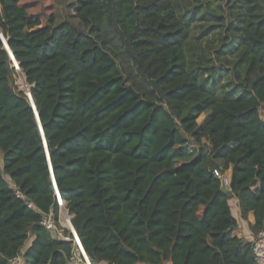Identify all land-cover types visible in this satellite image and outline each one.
Instances as JSON below:
<instances>
[{"label":"trees","instance_id":"trees-1","mask_svg":"<svg viewBox=\"0 0 264 264\" xmlns=\"http://www.w3.org/2000/svg\"><path fill=\"white\" fill-rule=\"evenodd\" d=\"M76 16L0 0L37 108L0 37V264H68L71 240L40 223L59 219L56 186L95 264H257L213 170L263 230L264 0H78Z\"/></svg>","mask_w":264,"mask_h":264},{"label":"built area","instance_id":"built-area-1","mask_svg":"<svg viewBox=\"0 0 264 264\" xmlns=\"http://www.w3.org/2000/svg\"><path fill=\"white\" fill-rule=\"evenodd\" d=\"M215 176L224 180L226 184H230V178L226 175V172H221L218 168L213 170ZM18 196L24 198L25 196L18 192ZM59 207L65 208V202L62 196L57 193ZM62 198L63 202L60 200ZM32 205V203H30ZM40 223L46 228L51 230L55 236H59L65 240H71L72 249L71 255L68 258V264H95V261L86 252L83 243L73 227L71 218L62 224L59 219L56 218L53 211L43 214ZM253 246V256L257 264H264V229L260 230L251 240H248ZM10 264H23V259L20 255L12 258Z\"/></svg>","mask_w":264,"mask_h":264},{"label":"rangeland","instance_id":"rangeland-1","mask_svg":"<svg viewBox=\"0 0 264 264\" xmlns=\"http://www.w3.org/2000/svg\"><path fill=\"white\" fill-rule=\"evenodd\" d=\"M55 1H56V15H57L58 20L69 19V20H71L74 23H78L79 20H78V18L76 16L78 0H55ZM0 37H1V35H0ZM13 65L16 68V74H14L15 84L19 88L24 89L26 91V89H25L26 85L21 81V74H20V70H19L20 67L17 66V63H14ZM26 82H27V80H26ZM28 87H29V91H30V85L29 84H28ZM26 93L28 94L27 91H26ZM29 100H31V99L29 98ZM208 115H209V113L205 112L199 117L198 120H199V123L201 125H203L207 121ZM202 145H204L207 148V141L204 138H203V141H202ZM199 146L200 145H195V146L188 147V157H186V158H184V159H182L180 161L191 159L193 156H195V154L198 152ZM63 209L60 207L59 221L62 224H65L66 220L64 218V210ZM70 218H71V215H70ZM96 264H97V262H96Z\"/></svg>","mask_w":264,"mask_h":264},{"label":"crops","instance_id":"crops-1","mask_svg":"<svg viewBox=\"0 0 264 264\" xmlns=\"http://www.w3.org/2000/svg\"><path fill=\"white\" fill-rule=\"evenodd\" d=\"M226 175L231 179V169L226 171ZM229 202L232 206V211L235 217L238 219V228L234 230V233L239 237H243L247 240H251L255 235L250 228V224L255 223V215L253 212H249L246 218H242L239 210V200L233 194L230 195ZM30 242V241H29ZM97 264H106L105 262H98Z\"/></svg>","mask_w":264,"mask_h":264},{"label":"water","instance_id":"water-1","mask_svg":"<svg viewBox=\"0 0 264 264\" xmlns=\"http://www.w3.org/2000/svg\"><path fill=\"white\" fill-rule=\"evenodd\" d=\"M0 31H1V29H0ZM0 35H1V38H2V40H3V42H4L5 46H6L7 50L10 52L11 58L13 59L14 63H17V66L20 67L19 63L17 62V60H16V58H15V56H14V54H13V52H12L10 46H9L8 40L6 39V37L4 36V34H3L2 31L0 32ZM28 94H29V95H28ZM28 94H27V95H28V97L31 99L30 101H31L32 106H33V107L35 108V110L37 111V108H36V105H35V102H34L33 96H32V94H31V90H30V92H29ZM37 118H38V121H39V123H40V127H41V131H42V134H43L44 140H45V142H46L45 134H44V131H43V129H42V125H41L40 119H39V117H38V113H37ZM46 147H47V143H46ZM48 156H49V152H48ZM51 172H52V176H53V170H52V168H51ZM53 180H54V178H53ZM54 183H55V181H54ZM55 185H56V184H55ZM221 188H222V190H223L224 192H226L227 194H229V195H233V190H232L231 184H226V182H225L224 180H222ZM56 190H57V193L60 194V192H59L57 186H56ZM73 227H74V225H73ZM74 228H75V227H74ZM75 230H76V229H75ZM76 232H77V231H76Z\"/></svg>","mask_w":264,"mask_h":264}]
</instances>
